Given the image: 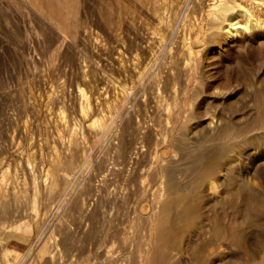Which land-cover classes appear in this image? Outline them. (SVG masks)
<instances>
[{
	"label": "rangeland",
	"instance_id": "rangeland-1",
	"mask_svg": "<svg viewBox=\"0 0 264 264\" xmlns=\"http://www.w3.org/2000/svg\"><path fill=\"white\" fill-rule=\"evenodd\" d=\"M210 2L0 0V264H149L160 255L154 223L187 205L198 209L177 220L172 233L170 223L163 226L160 252L168 264H264V207L229 204L224 192L232 179L218 168L200 176L203 146L186 136L200 117L217 119L220 109L236 117L264 98V27L235 38L243 47L227 56L198 46L194 73L183 69L176 48L199 27L209 29L204 42L228 28L208 11ZM136 54L149 61L140 74ZM167 82L179 91L158 95ZM161 107L182 110L177 129L164 124ZM148 128L152 144L142 148ZM224 141L213 148L243 151L231 177L264 192V169L260 186L247 173L257 149L238 137ZM211 181L216 187L208 189ZM170 182L188 185L182 207H166ZM214 217L237 229L240 242L209 226L198 236Z\"/></svg>",
	"mask_w": 264,
	"mask_h": 264
},
{
	"label": "bare ground",
	"instance_id": "bare-ground-1",
	"mask_svg": "<svg viewBox=\"0 0 264 264\" xmlns=\"http://www.w3.org/2000/svg\"><path fill=\"white\" fill-rule=\"evenodd\" d=\"M211 1L210 4H208V11H212L211 13L221 22H227V30L224 31V36H219L217 32L212 33V35L215 37L219 36L218 39H212L209 42H204V37L206 35V33L208 34V30L206 29V32L204 33V29L199 27L198 31L196 32V36L192 39H190L188 42H186V44H182L179 49L176 48V50H179L181 53L178 56L180 59H183L181 61L182 67L184 70L189 71L191 69V61L192 58L194 57V55L197 54V47H206L207 49L210 50H216L218 53H222L223 55L227 56V54L229 53L230 49H234L237 51L241 50L243 45L240 43H235L234 40L235 38H243V36H245V33H249L248 36L254 35L256 33V31H259L260 29H262L264 27V22H262V18H264V10L262 8H260V2H264L263 0H256L254 3H250V4H242V0L238 1V0H209ZM247 1V0H246ZM248 3V2H247ZM264 5V4H263ZM47 6V5H46ZM53 10V9H52ZM51 10V11H52ZM54 12V11H53ZM206 13L207 14H211V13ZM232 12V17H228V14ZM209 16V15H207ZM208 19V18H207ZM179 21V20H178ZM194 24V23H193ZM209 26H211L210 24H208ZM160 26V24H159ZM163 26V25H162ZM151 27V26H150ZM190 27V26H189ZM193 27V26H192ZM196 27V26H195ZM207 27V25H206ZM213 28V26H211ZM215 27V26H214ZM210 28V27H208ZM211 28V29H212ZM158 29V27H157ZM156 29V30H157ZM224 29V26H223ZM155 30V32H156ZM208 31V32H207ZM212 31V30H211ZM154 32V34H155ZM164 32V31H163ZM173 32V31H172ZM210 33V34H211ZM166 34V33H165ZM185 34V33H184ZM164 38V34L161 37V40ZM172 38V37H171ZM185 38V37H184ZM183 38V39H184ZM262 42V41H261ZM160 44V43H159ZM206 45V46H205ZM150 48V47H148ZM232 52V51H231ZM154 53V52H153ZM232 55V54H231ZM134 56V55H133ZM136 56H139L136 54ZM151 57V56H150ZM176 58V60H178L179 63V58ZM136 68H138L137 72L140 74V69H146L148 66V62L147 59L148 57L144 55L143 58L137 57L136 58ZM194 63V62H193ZM192 63V64H193ZM122 65V64H121ZM177 67V66H176ZM169 68V67H168ZM173 68V67H172ZM174 69V68H173ZM171 69V72L172 70ZM176 70V68H175ZM195 70V69H193ZM162 71V70H161ZM177 71V70H176ZM179 71V70H178ZM192 71V69H191ZM123 72V71H122ZM169 72V71H168ZM175 72V71H174ZM181 72V71H180ZM194 73V71H192ZM173 73V72H172ZM191 73V72H190ZM189 73V74H190ZM170 74V73H169ZM174 74V73H173ZM191 75V74H190ZM138 76V75H137ZM189 76V75H188ZM179 77V76H178ZM192 77V76H191ZM183 78V77H182ZM193 78V77H192ZM178 80V79H177ZM180 80V78H179ZM184 80V79H183ZM182 80V81H183ZM189 80V77H188ZM163 83V82H162ZM178 83V82H176ZM187 83V80H186ZM189 84V82H188ZM147 85V83H146ZM145 85V86H146ZM169 83L167 82V84H165L163 87H160L158 89V95H162L163 93L165 94L166 91H168L169 89ZM180 86V85H179ZM124 90V89H122ZM171 92L177 93L179 90L178 88L174 85H172L171 89H169ZM126 93V92H125ZM226 95V94H225ZM87 96V95H86ZM106 96V95H105ZM164 96V95H163ZM163 96H161L163 98ZM217 96H223L222 99L224 98L223 101H225L226 96H224L223 93H219ZM180 97V95H179ZM160 98V97H159ZM184 98V97H183ZM247 98V97H246ZM166 98L164 97V100ZM221 99V98H220ZM163 100V99H162ZM167 100V99H166ZM214 101V100H213ZM162 102V101H161ZM166 102V101H165ZM163 103V102H162ZM167 103V102H166ZM190 103V102H189ZM117 104V103H116ZM157 104V103H156ZM164 104V103H163ZM161 104V105H163ZM245 104V103H244ZM153 105V104H152ZM158 105V104H157ZM184 105V104H183ZM182 105V106H183ZM191 105V104H190ZM169 106V105H168ZM174 106V105H173ZM179 106V107H182ZM157 107V106H156ZM185 105L182 107L184 108ZM215 107V106H214ZM87 109V108H86ZM85 109V110H86ZM162 109V107H161ZM186 108H184L185 110ZM88 110V109H87ZM183 110V111H184ZM159 109H156V112H158ZM162 113L164 115H166V118L164 119L162 116V118L165 121V125L169 126L171 131L177 129V127L179 126V120L181 118L182 115V110H177V112H170V110H168V108L166 110L163 111V109L161 110ZM160 111V112H161ZM187 111V110H186ZM224 109H220L217 116V119H212L210 122L206 121L207 118L206 117H200L199 118V122H197L196 124L192 125L191 128L189 129V131L187 132L186 136L187 139L189 140L190 143L197 145V146H203V150L201 151V154L199 155V158L197 159L198 161V165H200L201 167V171L199 172L200 176L202 177H209L215 169H217L216 172H220V174L224 177L223 179H232V181L230 182V187L227 188V190L224 192L228 197V199H230L229 204L231 203L232 205L237 204V203H242L244 205V207L246 206V210H252L254 208H258V207H264V192L262 190V192H260V190L258 188H249L247 187L245 184L242 183V180L240 179H233L231 177V173L234 170V165L236 163H238L239 161H241L242 159V155H243V151H241L240 147L238 148H234V146L229 149V147H224L222 148L221 145H219L220 147H216L213 148V144L217 143V142H222L225 140V138L227 140H230L232 138L238 137L240 138L241 142H244L243 145L246 148V146H250L252 145L255 150L257 149V152H255L254 154H252V157L250 159V162L248 163L247 166V173L248 175H250V177L254 180L256 185L260 186V183H258V179L260 178V171L264 169V141L262 142L263 144H261V146H259L258 144H254L253 142H259L261 140L264 139V98L258 99L257 100V105L256 107H254L252 104H246L244 106V113H239L237 114L236 117H234V115L227 117L226 115H224ZM246 112V113H245ZM88 113V112H87ZM92 113V112H91ZM185 113V112H184ZM162 114V115H163ZM235 114V113H234ZM246 114V115H245ZM84 115V114H83ZM87 115V114H86ZM84 115V116H86ZM160 115V114H159ZM186 115V114H185ZM101 116V115H100ZM208 116V115H207ZM87 117V116H86ZM160 117V118H161ZM165 117V116H164ZM61 118V117H60ZM63 119H65V117L63 116ZM98 119V118H97ZM138 119V118H137ZM96 122V119H94ZM103 120V119H102ZM64 122V121H63ZM67 122V121H66ZM91 122V121H90ZM93 122V121H92ZM93 122V123H95ZM98 122V121H97ZM260 122V123H259ZM99 123V122H98ZM101 123V122H100ZM103 123V122H102ZM138 123V122H137ZM259 123V124H258ZM67 124V123H66ZM65 124V126H66ZM92 124V123H90ZM104 124V123H103ZM100 125V124H99ZM97 125V126H99ZM74 126V125H73ZM154 126V125H153ZM58 127V126H57ZM83 127V126H82ZM101 127V126H100ZM152 127V125H151ZM166 127V126H165ZM156 128V127H155ZM99 129V128H98ZM108 129V128H107ZM140 129V128H139ZM148 132L144 135L147 137V140L145 141L144 139H142L139 143H141V147L143 148V143H145V145H149L152 144L150 143L151 140L149 141L148 139L151 137V133H150V128H148ZM219 130V131H218ZM59 131V130H58ZM143 131V130H141ZM156 131V130H155ZM166 131V130H165ZM218 131V132H215ZM61 132V131H60ZM153 132V130H152ZM215 132V133H214ZM156 134V133H155ZM72 135V134H71ZM166 135V133L164 134ZM172 135V134H171ZM157 136V135H156ZM167 136V135H166ZM164 136L163 137V142L165 144V142L167 141V137ZM57 138V137H56ZM70 138V137H69ZM159 138V137H157ZM156 138V139H157ZM161 138V136H160ZM71 139V138H70ZM95 139V138H94ZM151 139V138H150ZM153 140V139H152ZM155 140V139H154ZM159 141V140H158ZM248 141V142H246ZM225 142V141H224ZM223 142V143H224ZM240 142V144H241ZM70 144V143H69ZM154 144V143H153ZM161 144V143H160ZM225 145V144H223ZM69 146V145H68ZM139 147V148H141ZM148 147V146H147ZM56 148V147H55ZM67 150V149H66ZM140 150V149H139ZM54 151V150H53ZM142 151V149L140 150V152ZM57 153V152H56ZM58 154V153H57ZM250 154V153H249ZM178 155V154H176ZM130 156V155H129ZM51 158V157H50ZM52 159V158H51ZM55 161V160H54ZM165 163V162H164ZM244 163V162H243ZM42 166V165H41ZM155 166V165H154ZM243 166V165H242ZM29 167V166H28ZM152 167V166H151ZM181 167V166H180ZM199 167V166H198ZM151 169V168H150ZM198 169V168H197ZM194 170V169H193ZM5 171V170H4ZM43 171V170H42ZM48 171V170H47ZM180 171V170H179ZM196 172V170H194V173ZM1 173H3L1 171ZM5 173V172H4ZM49 173V172H48ZM169 174V173H168ZM199 174L197 173V177L199 176ZM219 174V173H218ZM5 174H3L4 176ZM47 175V173H46ZM178 175V174H177ZM220 175V176H221ZM48 176V175H47ZM153 176V174L151 175ZM219 176V175H218ZM216 176V177H218ZM52 177V176H51ZM201 177V178H202ZM5 178V177H4ZM147 178V177H146ZM144 178V179H146ZM200 178V179H201ZM2 178H0L1 181ZM205 179V178H204ZM150 180V177H149ZM203 180V179H202ZM208 180V179H207ZM4 181V180H3ZM155 181V180H154ZM190 181V180H189ZM193 181V180H191ZM215 181V180H214ZM2 182V181H1ZM0 182V183H1ZM27 182V181H26ZM143 182V180H142ZM205 182V180H204ZM210 182V181H208ZM219 182V181H218ZM217 182V183H218ZM223 182V181H222ZM4 183V182H3ZM2 183V184H3ZM7 183V182H6ZM149 183V181H148ZM163 184V181L161 182ZM171 183V182H170ZM216 183V181H215ZM216 183V184H217ZM15 184V183H14ZM37 184V183H36ZM147 184V183H146ZM154 184V183H153ZM153 184H151L153 186ZM160 184V185H162ZM189 184V183H188ZM216 184H214L213 181H211V186L209 187L208 185V189H212L213 186L216 187ZM219 184V183H218ZM145 185V184H144ZM150 185V187H151ZM159 185V186H160ZM168 185V190L166 191L167 193V197H166V207H176L180 205V207H182L181 203H183L187 197V183H175V184H167ZM4 185H2L3 187ZM35 186V185H34ZM158 186V184H157ZM158 186V187H159ZM163 186V185H162ZM218 186V185H217ZM147 187V186H146ZM145 187V188H146ZM149 187V185H148ZM164 187V186H163ZM191 187V186H190ZM189 187V190L191 189ZM258 187V186H256ZM34 188V187H33ZM155 188V187H154ZM160 188V187H159ZM158 188V189H159ZM2 189V188H1ZM7 189V188H6ZM4 189V190H6ZM112 189V188H111ZM14 190V189H13ZM148 190V189H147ZM2 192V190H1ZM0 192V193H1ZM5 192V191H3ZM111 192V191H110ZM163 192V191H162ZM207 192V191H206ZM7 193V191L5 192ZM38 194V193H37ZM161 194V192H160ZM7 195V194H5ZM225 195V196H226ZM4 196V194H3ZM190 197V196H189ZM38 199V198H37ZM221 199V198H220ZM223 200V199H222ZM228 201V200H227ZM200 203V202H199ZM210 203V202H209ZM194 204V203H192ZM208 204V202H207ZM207 204L202 207L205 208V212L206 210H208L209 213V206H207ZM191 205V203L189 204ZM165 206V205H164ZM163 207V206H162ZM198 207V206H197ZM195 207V209L197 208ZM177 209V208H176ZM175 209V212H176ZM193 208V206H185L181 211H178L175 213V215L171 218L169 216V219L165 220L163 218H158L156 220V222L154 223V228H155V234H154V238H155V248H156V253L160 255H158L159 257L154 258V260H151L149 262V264H168L167 259L164 258V256H162L160 250L162 247V242H163V238L165 235V230L163 228L165 223H170V231L169 232H173V225L177 222V220H180L182 218H184L185 216L189 215L190 213L192 214V212L195 210ZM198 209V208H197ZM180 210V209H179ZM36 211V210H35ZM34 211V212H35ZM169 211V210H167ZM164 212L165 216H168V212ZM171 211V210H170ZM199 211V210H198ZM172 212V211H171ZM196 212V213H195ZM195 214H200L197 213V211H195ZM201 212V209L200 211ZM204 212V213H205ZM255 212V211H254ZM167 213V214H166ZM173 213V212H172ZM193 213V214H194ZM37 214V211H36ZM190 214V215H191ZM38 215V214H37ZM111 215V214H110ZM162 215V214H161ZM171 215V214H170ZM173 215V214H172ZM202 215H204L202 213ZM210 215V214H208ZM195 216V215H194ZM206 216V213L205 215ZM211 216V215H210ZM213 216V215H212ZM211 216V217H212ZM216 216V215H214ZM222 216V215H221ZM196 218V217H194ZM208 219L209 217H203ZM202 218V219H203ZM215 219L213 220L212 223L209 224V219L208 221H204V225H201L200 227V231L201 233L198 234V236H204L206 237L209 234V228L213 229V233L214 232H220L222 235L226 236V237H237L236 239H240L239 234L236 230H234L232 227L228 226L222 218L219 217H214ZM225 218V216H224ZM198 219V218H197ZM196 220V219H195ZM197 221V220H196ZM201 221V220H200ZM202 222V221H201ZM229 223V222H228ZM198 224V223H196ZM202 224V223H201ZM231 224V223H230ZM186 225V224H185ZM200 225V224H199ZM13 226V225H12ZM17 227V225H16ZM168 227V226H167ZM15 228V227H14ZM195 230V229H194ZM193 230V231H194ZM239 231V230H238ZM114 232V231H113ZM190 232V230H189ZM188 232V233H189ZM175 233V232H174ZM197 233V232H196ZM240 233V232H239ZM215 234V233H214ZM176 236V235H175ZM210 236V235H209ZM222 236V237H224ZM175 238V237H173ZM181 238V237H180ZM209 238V237H208ZM212 238V237H211ZM216 238V237H215ZM214 238V239H215ZM235 239V240H236ZM238 239V241L240 242V240ZM243 239V238H242ZM175 240V239H174ZM179 240V239H177ZM232 240V239H231ZM219 241V240H218ZM178 242V241H177ZM186 242V241H185ZM230 242V241H229ZM237 242V241H236ZM180 244V243H179ZM165 247V246H164ZM177 247V246H176ZM167 248V247H166ZM154 249V248H153ZM155 250V249H154ZM153 250V251H154ZM165 250V249H162ZM168 250V249H167ZM182 250V249H180ZM166 251V250H165ZM185 251V250H184ZM183 251V252H184ZM188 255V254H187ZM103 256V255H102ZM170 256V255H169ZM179 256V255H178ZM7 257V256H6ZM13 257V256H12ZM96 257V255H95ZM73 258V257H72ZM170 258V257H169ZM201 259V257H200ZM172 260V259H171ZM196 260V259H195ZM72 261V260H71ZM10 262V261H9ZM104 262V261H103ZM193 262V259H192ZM197 262V261H196ZM201 262V261H200ZM11 263V262H10ZM117 263V262H116ZM195 263V262H194ZM198 264V263H196Z\"/></svg>",
	"mask_w": 264,
	"mask_h": 264
}]
</instances>
